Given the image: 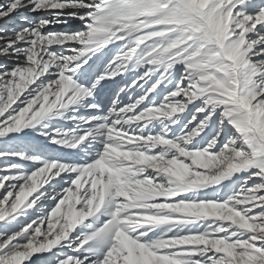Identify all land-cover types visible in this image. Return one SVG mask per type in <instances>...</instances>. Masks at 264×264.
Returning <instances> with one entry per match:
<instances>
[{
  "label": "snow or ice",
  "instance_id": "6c2138e0",
  "mask_svg": "<svg viewBox=\"0 0 264 264\" xmlns=\"http://www.w3.org/2000/svg\"><path fill=\"white\" fill-rule=\"evenodd\" d=\"M0 264H264V0H0Z\"/></svg>",
  "mask_w": 264,
  "mask_h": 264
},
{
  "label": "rangeland",
  "instance_id": "374dc122",
  "mask_svg": "<svg viewBox=\"0 0 264 264\" xmlns=\"http://www.w3.org/2000/svg\"><path fill=\"white\" fill-rule=\"evenodd\" d=\"M37 15H42V13L37 14ZM64 26H57L55 29H50V30H63ZM35 259V258H34Z\"/></svg>",
  "mask_w": 264,
  "mask_h": 264
}]
</instances>
